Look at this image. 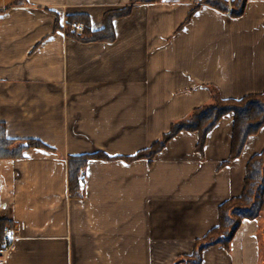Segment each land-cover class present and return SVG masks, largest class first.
Returning <instances> with one entry per match:
<instances>
[{
	"label": "crops",
	"instance_id": "crops-1",
	"mask_svg": "<svg viewBox=\"0 0 264 264\" xmlns=\"http://www.w3.org/2000/svg\"><path fill=\"white\" fill-rule=\"evenodd\" d=\"M131 1L0 0V122L10 138L43 144L0 160V221L16 233L0 264H194L183 259L264 152L263 126L227 163L231 112L203 150L199 132L184 130L152 161L126 158L212 103L214 90L264 91V0H248L238 18L201 0L140 2L114 19L112 41L68 35L71 17L101 30ZM82 154L109 158L89 159L84 196L73 198L69 157ZM201 264H264V213L244 219L229 247L204 248Z\"/></svg>",
	"mask_w": 264,
	"mask_h": 264
},
{
	"label": "trees",
	"instance_id": "trees-1",
	"mask_svg": "<svg viewBox=\"0 0 264 264\" xmlns=\"http://www.w3.org/2000/svg\"><path fill=\"white\" fill-rule=\"evenodd\" d=\"M160 0H132L131 3L122 8L111 10L106 13V26L101 30H92L88 20L84 16L76 15L68 20V35L83 42L90 41H112L115 39V18L126 16L131 12L134 4L140 2H155ZM220 11L230 12L231 16L238 18L245 12L248 0H201ZM192 11L186 22L193 13ZM82 23L83 29L73 28L74 24ZM234 113L235 124L233 131L232 152L227 163L241 155V152L249 136L256 134L264 126V91L257 94H249L242 98H222L219 93L213 91V102L196 108L188 119L176 121L172 124L171 130L164 134L160 140L151 147L140 150L127 159L148 158L152 161L173 137L179 132L197 131L200 134L198 149L203 150L208 133L213 129L222 116L227 113ZM43 146L35 139L20 140L13 139L7 135L6 126L0 122V160L17 159L23 156V151L30 146ZM107 157L104 154H82L69 157V194L73 198L84 196L83 185L80 177L89 159L93 157ZM264 213V152L255 155L248 164V172L245 180V188L241 196L226 200L220 206V223L210 230L204 237L197 239L195 252L192 256L183 260L192 261L194 264H201L202 252L209 245L221 243L229 247L235 233L244 219H254ZM7 221H0L1 239ZM1 240V243H2ZM0 243V244H1Z\"/></svg>",
	"mask_w": 264,
	"mask_h": 264
},
{
	"label": "built area",
	"instance_id": "built-area-1",
	"mask_svg": "<svg viewBox=\"0 0 264 264\" xmlns=\"http://www.w3.org/2000/svg\"><path fill=\"white\" fill-rule=\"evenodd\" d=\"M76 27L78 30H82L83 24L78 23L76 25ZM80 183H81V185H85V179L83 176L80 177ZM15 237H16V233H15L13 227H11L10 225H7L5 227L4 238L2 240V243L0 244V255H3L7 252L9 246L11 245V242L15 239Z\"/></svg>",
	"mask_w": 264,
	"mask_h": 264
},
{
	"label": "rangeland",
	"instance_id": "rangeland-1",
	"mask_svg": "<svg viewBox=\"0 0 264 264\" xmlns=\"http://www.w3.org/2000/svg\"><path fill=\"white\" fill-rule=\"evenodd\" d=\"M3 198H1L0 199V202H3V200H2ZM3 207H2V205L0 206V209H2ZM6 224H8V225H10V223L8 222V223H6Z\"/></svg>",
	"mask_w": 264,
	"mask_h": 264
}]
</instances>
